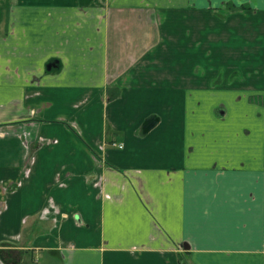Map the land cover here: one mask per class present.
<instances>
[{
    "label": "crops",
    "instance_id": "obj_1",
    "mask_svg": "<svg viewBox=\"0 0 264 264\" xmlns=\"http://www.w3.org/2000/svg\"><path fill=\"white\" fill-rule=\"evenodd\" d=\"M9 4L0 264H264V0Z\"/></svg>",
    "mask_w": 264,
    "mask_h": 264
},
{
    "label": "rangeland",
    "instance_id": "obj_2",
    "mask_svg": "<svg viewBox=\"0 0 264 264\" xmlns=\"http://www.w3.org/2000/svg\"><path fill=\"white\" fill-rule=\"evenodd\" d=\"M0 3L2 5L0 9V33H6L7 27L9 26L7 24L12 22L11 4H9L10 0H1ZM247 32L251 33L252 27H248Z\"/></svg>",
    "mask_w": 264,
    "mask_h": 264
},
{
    "label": "trees",
    "instance_id": "obj_3",
    "mask_svg": "<svg viewBox=\"0 0 264 264\" xmlns=\"http://www.w3.org/2000/svg\"><path fill=\"white\" fill-rule=\"evenodd\" d=\"M244 8H245V6H244ZM115 97H117V93L113 92V94H111V98H115Z\"/></svg>",
    "mask_w": 264,
    "mask_h": 264
}]
</instances>
